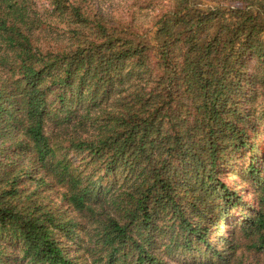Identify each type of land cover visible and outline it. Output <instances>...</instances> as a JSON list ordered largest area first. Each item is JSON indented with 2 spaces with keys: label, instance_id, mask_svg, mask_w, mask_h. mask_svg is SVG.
<instances>
[{
  "label": "trees",
  "instance_id": "trees-1",
  "mask_svg": "<svg viewBox=\"0 0 264 264\" xmlns=\"http://www.w3.org/2000/svg\"><path fill=\"white\" fill-rule=\"evenodd\" d=\"M172 259L264 264V0H0V264Z\"/></svg>",
  "mask_w": 264,
  "mask_h": 264
},
{
  "label": "rangeland",
  "instance_id": "rangeland-1",
  "mask_svg": "<svg viewBox=\"0 0 264 264\" xmlns=\"http://www.w3.org/2000/svg\"><path fill=\"white\" fill-rule=\"evenodd\" d=\"M180 257V259H182L183 257L182 256H179ZM177 259H172V260H170V262H171V264H177Z\"/></svg>",
  "mask_w": 264,
  "mask_h": 264
}]
</instances>
